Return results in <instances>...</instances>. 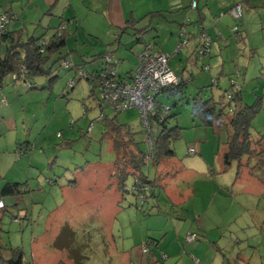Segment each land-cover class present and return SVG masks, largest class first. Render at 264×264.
<instances>
[{"label": "rangeland", "instance_id": "374dc122", "mask_svg": "<svg viewBox=\"0 0 264 264\" xmlns=\"http://www.w3.org/2000/svg\"><path fill=\"white\" fill-rule=\"evenodd\" d=\"M106 1L68 0L62 16L56 13L54 25L63 20L66 32L61 50L66 53L64 60L82 56L89 62L91 55L110 51L119 74L134 70L144 43L137 42L129 30L122 32L120 26L113 25L124 23L131 9L135 18L160 10L162 14L151 19L143 39L170 54L168 62L175 72L193 61L200 67L204 58L203 63L211 64L210 73L215 74L224 61L225 73H240L248 104L254 94L264 95V0H240L239 17L231 14V8L225 11L226 0H120L124 4L116 8L124 14L121 20L122 15L111 4L103 6ZM28 4L27 0L12 3V8L25 12L20 26L26 33L37 26L40 9L37 1ZM43 23L49 24L43 19L37 29H42ZM14 26L19 23L14 21ZM205 39L209 46L201 55ZM62 62L53 63L58 78L49 90H31L21 79L0 90V195L6 182H27L21 184L22 191L1 195L6 208L0 212V238L25 251L24 264H32V240L44 233L48 220V237L36 258L47 264H264V187L244 175L242 183L234 184L233 194L223 188L216 190L218 185L228 189L234 178L231 170L219 173L226 129L205 131L198 127V118L191 121V96L200 86L209 85L210 74L199 72L184 95L164 97V103L173 105L171 114L177 116L169 118L168 126L177 121L185 129L173 145L175 155L169 165L164 160L157 171L151 162L144 168L150 178L156 171L159 185L152 191L157 197L149 195L140 208L133 195H119L112 175L115 154L110 140L102 139L103 116L115 115L123 127L136 133L135 140L144 148L145 132L137 109L117 114L108 107L101 109L90 96L92 83L83 77L72 86L75 71L63 67ZM101 63H88L86 69H97ZM184 72L187 75V69ZM35 82L41 86L46 77ZM227 86L223 78L221 87ZM200 89L204 98L211 94L209 87ZM212 92L219 95L216 88ZM263 134L264 99L251 126L253 139ZM22 141L32 145L25 154L17 149ZM60 143L64 146L59 147ZM188 145L203 151L186 155ZM203 159H209L210 165L202 163ZM161 167L166 169L159 178ZM43 173L64 188L51 184ZM127 183L130 187L132 180ZM13 216L20 222L13 221ZM62 225L64 232L59 238L60 230L54 227ZM191 235L194 237L188 240Z\"/></svg>", "mask_w": 264, "mask_h": 264}, {"label": "trees", "instance_id": "16d2710c", "mask_svg": "<svg viewBox=\"0 0 264 264\" xmlns=\"http://www.w3.org/2000/svg\"><path fill=\"white\" fill-rule=\"evenodd\" d=\"M235 4L241 5V2L238 1L234 3L232 7ZM5 13L9 16V21L4 28H0V90L4 84L10 82L9 84L12 85L16 80L20 79L27 82L31 90H49L58 78V74H56L53 69V63L63 59V67L75 71L74 78L70 81L72 86L77 79L84 77L88 82L92 83L90 96H93L94 99L98 101L101 109L108 107L113 114L123 111L116 110L108 105L100 94L108 83L115 81L116 84H123L131 80L134 70L136 69V62L134 70H127L121 75L116 70L117 63L113 61L110 51L91 55L92 59H90L89 62L83 59L82 56L79 60H64L66 53H61V50L66 45V32L63 20H60L56 25L43 23V28L37 29V26L41 25L40 23L34 27L32 31L26 33L23 26L13 30L8 29V24L12 20L13 15L9 11ZM45 14H49V11H46L44 15ZM156 14L159 15L162 13L160 10L152 11L139 19L130 16L120 29H122V32H127L129 30L136 41L144 43L145 46L147 41L143 39V36L149 30L147 28L149 24L139 26L138 23L144 19H146L147 22H151V19L156 16ZM34 31H39L38 33L40 34L35 35ZM209 52L210 51H208V53ZM55 55L57 57H54ZM96 60L102 61L99 67L97 69L87 70L86 67L89 65L88 63ZM50 61L51 64L48 65ZM188 64L190 65V63ZM170 68L172 69L171 66ZM172 70L175 72L174 69ZM184 70H186L185 66L178 73L175 72L177 75V82L162 88L155 96L153 100L154 109L148 116V130L141 121L145 132L144 148H141L139 142L135 140L134 136L136 133L123 127V125L116 120L115 115L110 117L103 116L104 131L102 133V139L108 138L110 140L111 149L115 154V159L112 162V175L117 180L116 183L119 195L123 196L126 193L133 195L140 201V208L147 203L149 195L157 197L152 192L153 188L159 185L157 183L158 177L156 171L164 160H167L165 164L169 165L170 158L175 155L173 145L181 138L182 131L185 129L183 126L181 127L177 121V124L168 126L169 118H175L177 116L176 114H171L173 105L171 106L170 104L164 103L165 101H163V99L164 97H166V99H176L179 95H184L186 88L196 80L197 74L204 71L210 74L209 85L200 86L197 92L191 96L192 98L189 102L191 106V121L198 118V127H202L203 129L211 127L216 128L215 130H220L223 127L226 129L227 135L223 142L219 159L221 163L219 173L233 170L234 178L232 182L241 181L242 177L245 175L248 179L251 178L264 187V144L262 142L264 134L262 138L258 139H253L251 135L252 120L263 107L264 95L254 94L255 98L253 102L248 104L249 102H247L243 96L242 83H240L238 78L240 73L237 72V70L234 71L233 75L231 73H224L223 70L211 74V67L208 64L201 65V69L198 68V71L192 70L191 72L189 70L187 75L182 74ZM39 77H46V82L41 86H38L35 82ZM223 78H226L228 83V86L225 88L221 87ZM206 87L210 88L211 94L207 98H204L202 96V89L200 88ZM213 88L219 90V95L217 97H215L212 92ZM1 102H6L4 96H2ZM139 118L141 120L140 113ZM2 134L3 132L0 131V135ZM63 146L64 143L59 144V147ZM30 148H32V145H30L28 141L18 142L17 149L19 150V154H25ZM189 148L193 147L188 145L185 153L186 155L199 154L201 152L199 148L198 152L195 148H193L194 150L191 152ZM150 162L156 168L152 178L144 171V168L147 167ZM165 169V167H161V172L160 170L158 171V175L160 174L159 178ZM178 172L181 171L178 170ZM129 178L132 180L130 187L127 183ZM26 183L27 182H6L3 184L1 195L16 194L22 191L20 187L21 184L25 185ZM217 187L220 186L218 185L216 188ZM1 195L0 200L3 201ZM5 208L6 205L3 201L0 212L5 210ZM146 213L149 214L150 210H146ZM12 220L18 221L20 219L18 216H13ZM1 221L2 219L0 217V223ZM62 229L59 238H61L64 232V227ZM25 262V251H23L20 246L6 244L0 238V264H24Z\"/></svg>", "mask_w": 264, "mask_h": 264}, {"label": "built area", "instance_id": "2783aa9c", "mask_svg": "<svg viewBox=\"0 0 264 264\" xmlns=\"http://www.w3.org/2000/svg\"><path fill=\"white\" fill-rule=\"evenodd\" d=\"M231 14L239 17L242 14L240 4L231 8ZM9 21V16L0 11V28H4ZM204 45L199 49L200 54L208 50L209 43L204 40ZM203 57V56H202ZM170 54L154 48L152 42H147L144 48L136 56V69L131 80L116 84L106 83L100 96L116 110L136 108L141 116V121L147 130L149 129L148 116L154 109L155 96L167 85L177 82V75L169 66ZM207 69V68H205ZM109 106V107H110ZM162 116V115H161ZM192 152L194 149L189 148ZM3 201L0 200V207ZM194 235L188 237L192 239ZM145 251V248H143Z\"/></svg>", "mask_w": 264, "mask_h": 264}, {"label": "crops", "instance_id": "0c3cea01", "mask_svg": "<svg viewBox=\"0 0 264 264\" xmlns=\"http://www.w3.org/2000/svg\"><path fill=\"white\" fill-rule=\"evenodd\" d=\"M15 0H5L3 3H0V10H2V11H4V12H6V11H9L12 15H13V18H12V20L10 21V23L8 24V29H10V30H13V29H17V28H19V27H21L20 26V23H24L25 21L24 20H22V17L25 15V12L24 11H22L21 9H19V8H12V3L14 2ZM28 1V7H30V4H32V3H34V2H38V7L40 8L39 9V17L37 18V20H38V23H36L37 25H39L40 23H42V20L44 19L47 23H49V24H51V25H54L55 24V21L57 20V18L55 17V15H56V13H59L61 16H62V14H61V11H62V9L64 8V5L66 4V2H68V0H27ZM238 1H240V0H226L225 1V4H224V6H223V8L225 9V11H228L231 7H232V5L234 4V3H236V2H238ZM241 2V1H240ZM124 4V3H122L120 0H107L106 2H103V6H105V7H107V6H109L110 4L113 6V8H114V10L116 11V12H118L120 15H122L120 18H119V20H121V19H124L125 17H124V14H122L121 12H120V10H118L117 8H116V6H117V4ZM27 7V8H28ZM46 11H49V14H45L44 15V13L46 12ZM149 12H152V11H149ZM149 12H147V13H149ZM130 13H131V15H127L126 14V16H132V14L135 16V13L132 11V9L130 10ZM146 13V14H147ZM146 14H143L141 17H144ZM124 17V18H123ZM129 17H127L126 19H128ZM133 17V16H132ZM141 17H139V18H141ZM135 18V17H134ZM139 18H137L136 17V19H139ZM19 20H21L20 22H19ZM52 20H54V21H52ZM14 21H17L18 23H19V26L18 27H15L14 26ZM52 21V22H51ZM126 21V20H125ZM57 22H59V21H57ZM122 24H120V25H113V26H120V27H122L123 25H124V23L122 22V21H120ZM188 21L186 20L185 21V23H187ZM58 24V23H57ZM147 24H150V22H148L147 23V21H146V19H144V20H142L140 23H138V25L139 26H144V25H147ZM181 24H183V23H181ZM10 25H11V27L12 28H9L10 27ZM218 35H220L221 36V33L220 32H218ZM145 41H147V40H145ZM211 53V52H210ZM215 55H216V53H214L213 55H212V57H215ZM137 56V55H136ZM209 57L211 56V54H209L208 55ZM204 57V56H203ZM208 57V58H209ZM204 59V58H203ZM203 59L201 60L202 61V65H204V64H207V63H203ZM135 62H136V59H135ZM208 63H210L209 61H208ZM188 65L189 64H186L185 65V67H186V69H187V73L186 74H188V72H189V70L192 72V70H194V71H198V68H200L201 69V66L200 67H198L197 66V64H196V61L194 62H192V63H190V66L192 67H189V68H187L188 67ZM210 67H211V70H212V65L211 64H208ZM219 67H221V69L219 68V70L218 71H220V70H223V72L225 73V71H224V61H222V64H219L218 65ZM262 68H264L263 66H261ZM185 71V70H184ZM184 71H182V74L183 75H185V72ZM204 71V70H203ZM217 71V72H218ZM264 77V76H263ZM258 85V84H257ZM199 124V123H198ZM184 126H186V125H184ZM212 128V130L215 132V133H218V131H219V129H217V130H215L216 128H214V127H211ZM207 129H205V131H206ZM186 141V140H185ZM188 142H190V141H186V143H188ZM200 149V151L202 150L203 151V148H199ZM200 154V153H199ZM219 158H220V156H219ZM209 162H211L209 159L207 160V159H203V161H202V163H205V164H208V165H210L209 164ZM219 162H220V160H219ZM215 163V162H214ZM221 164V163H220ZM212 166H215V164L213 165V163H212ZM187 172L189 173L188 175H190V173H191V171L190 170H187ZM183 173H186V169L183 171ZM231 173H232V176L234 175V171L233 170H231ZM44 174V178L48 181L49 180V182L51 183V184H53V185H55L57 188H64V185H59L58 184V182H54L53 180H52V178L50 179V176H45V173H43ZM64 175H62V177H63ZM184 177V176H183ZM232 181H233V179H232ZM235 183H238V185H239V183H242L241 181H237V182H235ZM234 182H232V185L228 188V189H226L227 188V185H224V186H220V187H217L216 188V190H221L222 188L224 189V190H227L230 194H233L234 193V184H235ZM64 206V205H63ZM52 215H53V213H52ZM51 215V216H52ZM50 216V217H51ZM15 221V220H14ZM18 223L20 222V220H18L17 221ZM58 227V228H57ZM64 227V225H62L60 228H59V226H56V227H54L56 230H60V232L59 233H57L56 234V236L57 237H59V235H60V233H61V231L63 230L62 228ZM49 228V220H48V222H47V227H46V230L44 231V233L41 235V236H39L38 238V240H37V238L36 239H33L32 240V243H31V259H32V264H39V263H41V264H47L48 263V261H43V260H40V261H37V257H38V253L40 252L39 251V249H41V248H43L42 246H44L43 244H44V240L46 239V237H48L47 236V229ZM50 229V228H49ZM44 249H46V247L44 248ZM42 250V249H41ZM45 253L47 252V250H43ZM47 254V253H46ZM68 262V264L70 263L69 261H67Z\"/></svg>", "mask_w": 264, "mask_h": 264}]
</instances>
